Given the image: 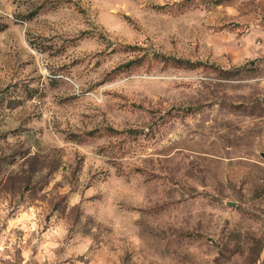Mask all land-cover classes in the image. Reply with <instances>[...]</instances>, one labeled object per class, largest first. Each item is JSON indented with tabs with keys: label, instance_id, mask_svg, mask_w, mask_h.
<instances>
[{
	"label": "rangeland",
	"instance_id": "rangeland-1",
	"mask_svg": "<svg viewBox=\"0 0 264 264\" xmlns=\"http://www.w3.org/2000/svg\"><path fill=\"white\" fill-rule=\"evenodd\" d=\"M0 264H264V0H0Z\"/></svg>",
	"mask_w": 264,
	"mask_h": 264
}]
</instances>
